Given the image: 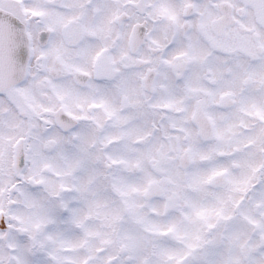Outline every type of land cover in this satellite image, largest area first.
I'll list each match as a JSON object with an SVG mask.
<instances>
[{"label": "snow or ice", "instance_id": "snow-or-ice-1", "mask_svg": "<svg viewBox=\"0 0 264 264\" xmlns=\"http://www.w3.org/2000/svg\"><path fill=\"white\" fill-rule=\"evenodd\" d=\"M0 264H264V0H0Z\"/></svg>", "mask_w": 264, "mask_h": 264}]
</instances>
